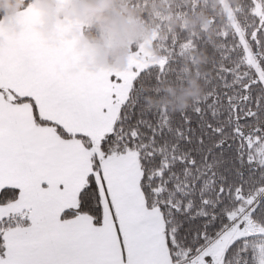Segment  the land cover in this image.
<instances>
[{
  "label": "snow or ice",
  "instance_id": "obj_1",
  "mask_svg": "<svg viewBox=\"0 0 264 264\" xmlns=\"http://www.w3.org/2000/svg\"><path fill=\"white\" fill-rule=\"evenodd\" d=\"M245 5L197 42L203 90L175 111L145 101L163 65L76 70L31 10L0 23V264H264V0Z\"/></svg>",
  "mask_w": 264,
  "mask_h": 264
},
{
  "label": "trees",
  "instance_id": "obj_2",
  "mask_svg": "<svg viewBox=\"0 0 264 264\" xmlns=\"http://www.w3.org/2000/svg\"><path fill=\"white\" fill-rule=\"evenodd\" d=\"M34 0H0L2 19L27 7ZM86 13L83 30L91 42L104 45L113 63L125 48L108 50L106 39L112 27L124 18H136L146 30L156 29V55L165 58L141 70L142 76L156 77L161 66L165 74L154 81V94L145 101L153 107L182 110L202 93L200 73L207 60L206 49L197 42L212 43L221 31H231L244 17L245 0H227L234 9L230 18L221 0H75ZM194 44L196 46H194ZM175 69V74L169 70ZM195 93L194 95H190Z\"/></svg>",
  "mask_w": 264,
  "mask_h": 264
},
{
  "label": "crops",
  "instance_id": "obj_3",
  "mask_svg": "<svg viewBox=\"0 0 264 264\" xmlns=\"http://www.w3.org/2000/svg\"><path fill=\"white\" fill-rule=\"evenodd\" d=\"M29 10L36 14L32 27L49 46L56 47L63 43L74 45L76 70H107L111 64L107 49L102 44L91 42L84 34L85 11L82 4L75 0H34L19 12L5 16L0 23L8 32L21 34L27 27L23 17Z\"/></svg>",
  "mask_w": 264,
  "mask_h": 264
},
{
  "label": "rangeland",
  "instance_id": "obj_4",
  "mask_svg": "<svg viewBox=\"0 0 264 264\" xmlns=\"http://www.w3.org/2000/svg\"><path fill=\"white\" fill-rule=\"evenodd\" d=\"M221 2L229 13L230 18L235 17V10L230 7L229 2L227 0H221ZM84 14L86 15L85 12ZM233 22L235 24V21ZM156 37V29L146 30L138 19L132 17L124 18L118 26L110 29L106 39V46L108 50L125 48L126 51L120 53L115 61L109 64L107 70L123 74L135 72L137 69L142 70L151 64H162L165 58L156 55L153 48V42Z\"/></svg>",
  "mask_w": 264,
  "mask_h": 264
},
{
  "label": "clouds",
  "instance_id": "obj_5",
  "mask_svg": "<svg viewBox=\"0 0 264 264\" xmlns=\"http://www.w3.org/2000/svg\"><path fill=\"white\" fill-rule=\"evenodd\" d=\"M195 93H192V94H190V95H194Z\"/></svg>",
  "mask_w": 264,
  "mask_h": 264
}]
</instances>
